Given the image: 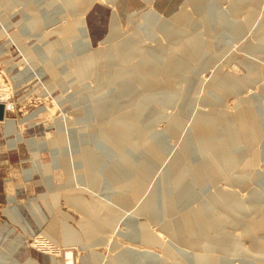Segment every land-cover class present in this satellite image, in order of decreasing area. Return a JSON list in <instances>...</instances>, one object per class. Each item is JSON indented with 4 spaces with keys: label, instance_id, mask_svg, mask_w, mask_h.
Instances as JSON below:
<instances>
[{
    "label": "rangeland",
    "instance_id": "1",
    "mask_svg": "<svg viewBox=\"0 0 264 264\" xmlns=\"http://www.w3.org/2000/svg\"><path fill=\"white\" fill-rule=\"evenodd\" d=\"M83 1L85 5L78 17L85 21L86 31L78 35L83 39L89 36L90 45L85 53L79 49V39L65 29L57 30L75 17L65 7V0H0V103L6 108L0 120V264H54L55 260L66 264V255L70 253L75 264H98L99 255L110 263L125 249L157 254L160 264H192L191 256L203 258L205 264L210 260L204 257L224 258L232 264L248 259L264 260L261 256L264 252L254 250L255 237L264 244V230L255 228L246 234L244 227L246 222L260 221L264 214V113L260 114L262 117L258 114L253 135L240 129L242 120H238L239 115L253 106L249 102L253 96H261L256 106L264 110V0ZM235 4L239 6L234 10L232 5ZM183 6L189 10L187 19L191 20L186 27L188 33H183L186 39L191 38L189 56L171 50L177 47L176 41L164 37L160 25L146 26L151 12L166 18L161 22H168L167 18L180 13ZM58 8L65 10L58 11ZM216 14L229 23L214 22ZM43 17L56 24L44 23ZM245 20L252 21L246 23ZM33 22L37 27L32 26ZM243 23V31L234 35L230 26ZM114 33L122 36L117 42L116 60H102L105 67L97 71L95 66L91 67L83 75L81 56L106 47ZM133 35L140 36L146 47L157 46L160 39L165 48L157 72L148 77L160 81L161 85L151 89L133 79L135 88H140L145 95L167 90L176 93L175 104L167 108L160 102L152 103L139 117V125L147 127V121L155 118V130L160 131L168 128L164 115L183 119L179 133L169 139V155L166 154L161 167L150 176L149 191L164 183L166 197L176 195V174L171 158L185 143L190 142L201 156L206 155L202 153L199 130L195 126L196 114L215 113L225 124L231 123L229 125L234 127L239 152L232 158L233 169L220 177L207 174V189L196 187V199L183 207L186 211L193 210L205 204L210 195H218V190L239 193V203L244 207L238 213L240 219L234 216V221L219 232L209 229L208 237L215 240L213 246H207L203 240L193 245L171 241L167 231L161 229L169 217L156 221L137 208L118 209L121 206L114 202V194L123 197L132 192L130 189H119L117 185L109 189L106 180L95 186L83 180L77 157L86 147L99 151L97 139L92 136L100 126L94 110L100 99V92L95 91L97 73L105 74L110 63L120 68L137 65L144 51L123 61L125 56L120 50L123 39ZM170 56L186 60L184 71H187L176 74L167 70L165 61ZM105 79L104 84L108 82ZM222 80L228 86L239 87L238 93L234 88L227 89L228 92L219 90L216 83ZM104 89H108V84ZM107 131L111 134L114 128L108 126ZM145 141L146 138L137 139L135 146L141 147ZM200 160L205 166L204 160ZM252 190L263 201L254 203ZM75 198L77 202L96 204L100 217L95 227L105 229L101 220L115 216L117 211L122 216L111 223L109 231H92L90 240L83 231L90 208L77 206ZM221 209L210 213L217 217L223 212ZM123 211L132 217H124ZM184 213V210L179 211V214ZM131 221L146 223L169 247L173 246L169 244L171 241L177 247L178 259L167 255L164 245L146 246L133 241L126 225ZM66 226L77 232L82 241L67 243L63 239ZM222 243L224 247L220 246Z\"/></svg>",
    "mask_w": 264,
    "mask_h": 264
},
{
    "label": "bare ground",
    "instance_id": "2",
    "mask_svg": "<svg viewBox=\"0 0 264 264\" xmlns=\"http://www.w3.org/2000/svg\"><path fill=\"white\" fill-rule=\"evenodd\" d=\"M84 5L85 1L83 0H65V7H67L72 16L75 17L71 22L66 23L62 27L60 26V28L57 29L58 31L65 29L70 32V35L79 39L77 40L79 42L78 46L83 53H85L86 48H89L90 45L87 41L89 36L86 39L81 37V31H86V23L78 16L81 14ZM236 6V4L232 5L234 10L236 9ZM64 8H60V10L58 8L57 10H65ZM189 15V10L186 6H183L180 13L171 17L173 20L167 18L169 20L168 22H161V20L166 18L162 19L160 15L151 12L147 17L148 21L146 26L147 28H150L153 25H160L159 29L162 32V35L171 41H176L177 47H173L171 50L178 53V55L183 54V56H189L191 55L192 47V44H190L191 38L186 39L187 37L185 36V38L183 34L188 33L186 27L191 21L187 19L189 18ZM218 15L219 14L215 15L214 22H216V20H218V22L222 20L225 24L229 23L226 18L223 16L219 18ZM251 21L252 20H245L246 23ZM43 22H52L51 25L56 24L54 20L45 17H43ZM32 24L33 27H37L36 23L35 25L34 22ZM244 28V23L230 26V30L233 31L234 35L242 32ZM78 33L81 34L78 35ZM120 34L121 33H114L111 39L107 41V46L92 51L94 54L81 56L80 67L83 75H86L91 67L93 69L95 66L96 71L99 67H105L102 60L106 59L110 62L116 60L117 53H119L117 50V42L122 37ZM139 37L133 35V37L128 36L124 38L123 47L120 48L122 54L125 56L123 61H128L131 57H137L142 51H144L135 67L127 65L120 68L115 67L113 63H110L109 66H106V75L101 72L97 73L98 81L95 91L100 92V99L94 110L95 116L100 120V126L93 131L92 136L94 139H97L99 151L86 147L82 150V154L80 153L77 157V160H79V168L83 171V180L91 183L92 186H95L101 180H106L107 188L109 189H111L114 185H117L119 189H130L132 192L123 197L119 196L118 193L114 194V202L117 206H121L118 209L121 211L122 208H137L138 212H143L145 215L155 219L156 221L158 219V221L161 219L165 220L169 217L170 220L162 223L163 228L161 229L165 232L167 231L166 233L171 238V241L182 245H193L198 240H203L207 246H213V242L215 240L208 237L209 229L219 232L224 229L227 224H230V221H234V216H237V218L240 219L238 217V213L242 211L244 207L239 203V193L237 194L234 191L225 192V190L223 193L221 190H218V195H210L208 200L205 201V204L202 203L193 210L186 211V208L183 207L196 199V187L201 190L207 189V185L209 184V179H206L207 174L216 177L219 175H228L230 173L233 169V165L231 164L232 158L239 152L237 150L238 138L233 135L234 127L229 125L231 123L225 124L224 120L218 118L217 114L210 112H200L196 114L195 126L199 130L200 136L198 138L203 147L202 153L206 155L201 156V153L194 150L195 147H193L190 142L186 141L187 143L182 146V150L171 158V163L174 166V173L176 174V195L166 197L164 192V183L163 186L162 184H157L149 191L147 185L151 184L150 176L153 171L161 167V164L164 162V157L168 151L171 150L169 139L179 133L180 125L182 124L183 119H176L175 115H164L163 118H166L169 124L168 128L166 127V130L160 131L155 130V122L157 120L155 118L147 121V127L142 126V124L141 126L139 125V117L146 111V109H149L148 107L152 103L160 102L165 108H167L168 106L175 104L176 94L167 90L164 92H156L152 95H145L141 93L140 88H135L133 79L137 80L143 86L147 85L150 88L152 87L151 89H157L161 85L159 83L160 81L148 79V77L152 73L157 72L158 62H160L161 55L165 51L160 39L157 40V46L152 47V45H148L149 47H146V42L141 41ZM165 63L166 69L175 72L176 74H178L179 71L183 72L184 68L187 67L186 60L183 58L170 56L169 60L165 61ZM105 78L108 80L106 84L103 83V81H106ZM107 84L108 89H104ZM216 87L221 91H227L229 88H234V90L237 91L239 88L237 86L233 87V85L228 86V83H225L223 80L216 83ZM147 90L149 89L147 88ZM263 95L264 90L262 92V96ZM260 98V95L253 96L251 101H249L253 104L251 109L245 111V114L241 115H239L240 111L238 112V115L240 116L238 117V120H242L241 127H243L240 129L246 130V132L250 135L255 134V128L253 125L256 124L255 122H257V117L264 113L263 109L256 106V103L260 100ZM219 103L220 102H218V104ZM90 113L93 114V110H90ZM108 126H112L114 128L113 133L110 134L107 131ZM145 138L146 141L141 147L135 146V140H142ZM167 155H169V153ZM200 158L204 160L205 166H203V164L201 165L202 162ZM69 177H72V174ZM239 180L242 182L244 179L239 178ZM253 194L254 203L263 201L261 196L255 194V192H253ZM73 200L76 202L77 206L90 208V212L88 213L89 220L83 225V231L88 234V238L90 240L92 231L97 230L100 232L105 229L109 231L111 223L117 221L122 216L118 215V212L120 211H117L115 216L106 217L104 220H101L105 223V225H103L105 229L102 227H95L96 221H98V218L100 217L98 211L95 209L96 204H86L81 200L77 202V198ZM217 208H222L223 212L219 213L216 217L210 212H213ZM180 210L181 212L184 210L185 213L179 214ZM123 212L124 217H132V215L127 214L126 211ZM260 219V221L255 223L246 222V226H244L246 234L252 232L255 228L264 230V214H262ZM126 225L130 228V236L133 241L146 246L164 245L165 253L178 259L176 257L178 255L177 247H175L171 241L169 244L173 245L172 247L164 244L161 241L160 236L150 230L149 226H146V223L131 221L130 223L127 222ZM226 237L228 238V236ZM63 239H65V241L69 244L79 243L82 241L81 236L77 232L73 231V229L69 226L64 228ZM257 239L258 238L255 237V240ZM255 240L254 250L264 252V244ZM220 246L224 247V244L222 243ZM69 256L70 261L68 264H75L74 257L71 253ZM120 256L118 255L117 258L108 263L105 261L104 256L99 255L97 258L98 264H160L161 261V258L157 254L143 251L140 252L134 249H125ZM204 258L206 260H210L207 261V264H232L229 260L224 258ZM189 259L192 264H205L203 258L201 259L199 257L191 256ZM260 259L257 258L255 262L248 261L249 259L244 260L241 264H264V260ZM54 264H60V261L55 260ZM179 264L184 263L180 262Z\"/></svg>",
    "mask_w": 264,
    "mask_h": 264
},
{
    "label": "water",
    "instance_id": "3",
    "mask_svg": "<svg viewBox=\"0 0 264 264\" xmlns=\"http://www.w3.org/2000/svg\"><path fill=\"white\" fill-rule=\"evenodd\" d=\"M4 114H5V106L3 104H0V120L3 119L4 117ZM69 254L66 255V262L68 264V262L70 261V258H69Z\"/></svg>",
    "mask_w": 264,
    "mask_h": 264
}]
</instances>
